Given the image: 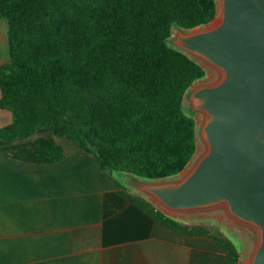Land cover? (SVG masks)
I'll list each match as a JSON object with an SVG mask.
<instances>
[{
	"label": "trees",
	"instance_id": "trees-1",
	"mask_svg": "<svg viewBox=\"0 0 264 264\" xmlns=\"http://www.w3.org/2000/svg\"><path fill=\"white\" fill-rule=\"evenodd\" d=\"M216 14V0H0L9 48L0 65V109L12 116L0 140L47 130L106 172L146 181L176 176L196 150L183 98L205 69L169 37ZM33 148L35 163L64 157L51 138H36ZM117 193L160 227L206 237L224 264L238 263L229 240L164 214L144 196L121 187Z\"/></svg>",
	"mask_w": 264,
	"mask_h": 264
},
{
	"label": "crops",
	"instance_id": "crops-1",
	"mask_svg": "<svg viewBox=\"0 0 264 264\" xmlns=\"http://www.w3.org/2000/svg\"><path fill=\"white\" fill-rule=\"evenodd\" d=\"M9 61L8 24L0 18V65ZM12 121L0 109V128ZM51 138L64 157L35 163L33 141ZM51 131L0 140V264H224L206 237L157 225L121 197L122 179Z\"/></svg>",
	"mask_w": 264,
	"mask_h": 264
},
{
	"label": "water",
	"instance_id": "water-1",
	"mask_svg": "<svg viewBox=\"0 0 264 264\" xmlns=\"http://www.w3.org/2000/svg\"><path fill=\"white\" fill-rule=\"evenodd\" d=\"M220 4L215 27L175 29L174 40L223 73L217 84L191 94L193 107L205 113L201 133L207 154L177 182L131 178L150 202L170 211L226 204L233 217L258 229L249 264H264V0Z\"/></svg>",
	"mask_w": 264,
	"mask_h": 264
},
{
	"label": "rangeland",
	"instance_id": "rangeland-1",
	"mask_svg": "<svg viewBox=\"0 0 264 264\" xmlns=\"http://www.w3.org/2000/svg\"><path fill=\"white\" fill-rule=\"evenodd\" d=\"M216 3L217 14L215 18L210 23L196 27L193 30H206L213 28L218 24L221 14L220 0H216ZM176 35L177 32L175 31V29H173L169 37V45L174 49H179L174 42ZM187 54L189 57H192L194 60L198 61L205 69V76L202 79L194 82L188 88L183 98L184 111L195 121L196 150L189 163L179 174L162 180H154L152 182L170 183L182 180L196 166L199 160L203 158L208 152V145L203 139L201 133L202 125L205 119V113L201 110H196L193 107L191 94L195 89L199 87L217 84L223 78V73L219 68L208 63L207 61L193 56L189 53ZM115 174L120 176V180L122 179L123 175L121 173L116 172ZM119 187L151 199L139 189L137 183L132 181V178L127 179L126 183H120ZM154 205L156 206V208L159 207L164 212L173 215V218L181 220L189 225L200 226L207 230L213 236H222L223 238L229 240L235 247L238 254L237 264H249L252 258V254L259 243V231L254 226L241 222L237 218L233 217L229 213L226 204L222 203L213 207L190 211H170L168 209H165L163 206L158 205L157 203Z\"/></svg>",
	"mask_w": 264,
	"mask_h": 264
}]
</instances>
